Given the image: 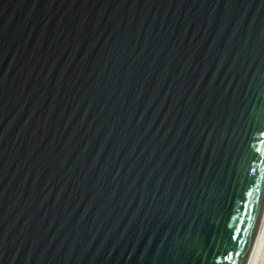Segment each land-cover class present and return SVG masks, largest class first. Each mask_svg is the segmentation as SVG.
<instances>
[{"label": "water", "instance_id": "1", "mask_svg": "<svg viewBox=\"0 0 264 264\" xmlns=\"http://www.w3.org/2000/svg\"><path fill=\"white\" fill-rule=\"evenodd\" d=\"M263 204L264 0H0V264H245Z\"/></svg>", "mask_w": 264, "mask_h": 264}, {"label": "bare ground", "instance_id": "2", "mask_svg": "<svg viewBox=\"0 0 264 264\" xmlns=\"http://www.w3.org/2000/svg\"><path fill=\"white\" fill-rule=\"evenodd\" d=\"M264 244V204L258 221L257 229L247 256L245 264H254L255 259L261 252Z\"/></svg>", "mask_w": 264, "mask_h": 264}, {"label": "rangeland", "instance_id": "3", "mask_svg": "<svg viewBox=\"0 0 264 264\" xmlns=\"http://www.w3.org/2000/svg\"><path fill=\"white\" fill-rule=\"evenodd\" d=\"M254 264H264V244L261 252L254 261Z\"/></svg>", "mask_w": 264, "mask_h": 264}, {"label": "snow or ice", "instance_id": "4", "mask_svg": "<svg viewBox=\"0 0 264 264\" xmlns=\"http://www.w3.org/2000/svg\"><path fill=\"white\" fill-rule=\"evenodd\" d=\"M241 255V253H237V256H240Z\"/></svg>", "mask_w": 264, "mask_h": 264}]
</instances>
